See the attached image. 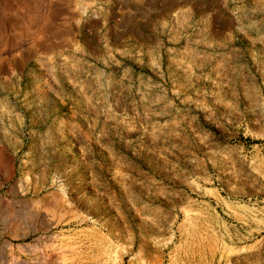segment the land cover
Here are the masks:
<instances>
[{
    "label": "rangeland",
    "instance_id": "obj_1",
    "mask_svg": "<svg viewBox=\"0 0 264 264\" xmlns=\"http://www.w3.org/2000/svg\"><path fill=\"white\" fill-rule=\"evenodd\" d=\"M0 264H264V0H0Z\"/></svg>",
    "mask_w": 264,
    "mask_h": 264
},
{
    "label": "bare ground",
    "instance_id": "obj_2",
    "mask_svg": "<svg viewBox=\"0 0 264 264\" xmlns=\"http://www.w3.org/2000/svg\"><path fill=\"white\" fill-rule=\"evenodd\" d=\"M54 82V81H53ZM18 84V83H17ZM4 88V87H3ZM7 90V89H6ZM18 92V91H17ZM35 176V175H34ZM44 182V181H43ZM35 183V182H34ZM40 184V183H39ZM16 186V185H15ZM37 186V185H36ZM56 186V185H55ZM20 187H22V188H24V186L23 185H20ZM30 188V185H27V188ZM33 187V186H32ZM51 187V186H50ZM21 188V189H22ZM52 189V188H51ZM35 190V189H34ZM34 190H32V191H34ZM31 191V192H32ZM52 191V190H51ZM57 191H59V190H57ZM24 193V192H23ZM48 193H49V190L47 189V187L45 186V185H43V186H41V187H39L38 186V188L35 190V195H36V197H37V199L39 198V204H40V206L39 207H37L38 208V210L39 211H43V213L46 215V214H51V212H53L54 213V215H55V212H61V213H64V215L63 214H61V215H59L60 217L61 216H63V218L61 217L59 220L60 221H58V224H62V223H66V222H69V223H71L72 224V220H70V218H69V220L67 219H64L65 217L64 216H67L68 214H70L69 216L71 217V218H74L75 216H73V214H71V213H73V209L71 210V208L74 206H70V204H69V200H66V198L64 197V199H62V198H60L59 196H55L54 194H51V196H47L48 195ZM63 193V192H62ZM33 194V193H32ZM44 194H46V195H44ZM34 195V196H35ZM50 195V194H49ZM70 199V198H69ZM96 200V199H95ZM72 201V200H71ZM89 201V200H88ZM94 201V200H93ZM92 201V203H91V206L92 205H94V206H96V207H98L99 205L96 203V202H93ZM97 201V200H96ZM38 203V202H37ZM68 203V204H67ZM36 205V204H35ZM37 206V205H36ZM30 207V206H29ZM35 207V206H34ZM75 207H76V204H75ZM75 207H74V209H75ZM36 208V207H35ZM98 208H100V207H98ZM97 208V209H98ZM102 208V207H101ZM99 211H101V210H99ZM41 212H39V213H41ZM69 212H71V213H69ZM52 213V214H53ZM100 213V212H99ZM53 217V216H52ZM68 217V216H67ZM49 218V217H48ZM52 219V218H51ZM75 219H77V218H75ZM75 221V220H74ZM118 222V221H117ZM68 223V224H69ZM55 224H57V223H55ZM63 224V225H64ZM67 224V223H66Z\"/></svg>",
    "mask_w": 264,
    "mask_h": 264
}]
</instances>
